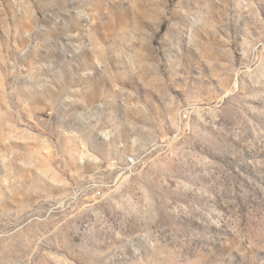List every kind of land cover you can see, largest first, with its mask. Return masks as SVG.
<instances>
[{"label":"rangeland","instance_id":"374dc122","mask_svg":"<svg viewBox=\"0 0 264 264\" xmlns=\"http://www.w3.org/2000/svg\"><path fill=\"white\" fill-rule=\"evenodd\" d=\"M0 264H264V0H0Z\"/></svg>","mask_w":264,"mask_h":264}]
</instances>
